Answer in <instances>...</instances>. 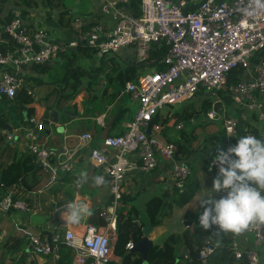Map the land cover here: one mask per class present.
Returning a JSON list of instances; mask_svg holds the SVG:
<instances>
[{"label": "built area", "instance_id": "obj_1", "mask_svg": "<svg viewBox=\"0 0 264 264\" xmlns=\"http://www.w3.org/2000/svg\"><path fill=\"white\" fill-rule=\"evenodd\" d=\"M129 4L130 0H102L99 19L72 17L70 30L76 39L70 42L53 41L54 36L36 23L34 15L23 16L21 10H14L12 20L0 24V97L10 100L21 90L33 96L35 86L26 79L25 70L59 61L66 49L83 45L105 58L133 48L136 62L145 63L153 45L166 47L160 60L165 69L141 74L125 85L123 92L130 94L138 104L126 132L105 137L103 148L91 151L93 166L102 171L103 179L98 185L108 179L112 195L110 207L99 213L104 224L87 225L84 234L77 237L74 228L79 223L62 221L64 236L57 235L52 241L41 232L24 229L23 239L35 255L52 256L57 260L61 241L75 251L72 264H110L114 257L117 208L123 199L125 174L138 167L154 170L159 165V156L173 165L174 188L179 191L184 188L190 171L177 159L176 145L160 141L151 130L154 119L166 106L192 101L201 89L216 101L219 92L226 90L235 107L255 114L259 123L257 128L244 126L243 135L264 138V57L259 61L255 58L264 52V11L246 14L245 9L251 11L252 0H139L140 14L136 16L131 13ZM235 70H241L237 81L229 84V76ZM216 117L214 109L207 113L210 121H215ZM219 118H222L227 138L222 150L226 151L236 143L240 121L225 114ZM31 121L35 131L26 134L24 148L36 156L41 169L50 174L53 182L60 172L71 170L77 149L55 153L40 147L35 141L45 125L39 120ZM181 127L178 125V129ZM154 129L157 131L160 126L154 125ZM2 134L13 147L15 134L6 130ZM78 140L82 148L93 141V135L83 133ZM213 158L207 169L217 173L218 165L213 163ZM224 194L219 193V196ZM10 210L31 212L28 203L8 194L0 198V214ZM244 232L255 242L264 244V224H252ZM126 247L131 250L134 244L128 243ZM215 250L214 242L207 240L199 250L198 259L206 264ZM230 252L236 260L246 257L249 264H260L258 254L242 249L237 240L232 241Z\"/></svg>", "mask_w": 264, "mask_h": 264}, {"label": "crops", "instance_id": "obj_2", "mask_svg": "<svg viewBox=\"0 0 264 264\" xmlns=\"http://www.w3.org/2000/svg\"><path fill=\"white\" fill-rule=\"evenodd\" d=\"M35 1L39 5L35 7L23 6L21 8L14 4V0H6L5 3H0V19L5 18L10 12L12 14L16 9L21 10L23 16L29 14L31 17V15H34L36 23L42 24L48 29L49 34L54 36L52 38L53 41L70 42L76 39V36L72 33L70 28H63L58 24V11H51L48 7H45L42 0ZM62 1L64 7L70 10L72 16L77 14L74 12L76 9L75 5H80L85 1L89 3L90 6H86L89 10H85L83 16L90 19L100 18L98 10L102 0H73L76 2L74 5L66 4L67 2L65 0ZM72 16H70L71 19ZM0 24H2V20ZM111 56L115 58L114 55ZM100 59L106 60V57ZM61 61L62 59L56 61L55 65L57 62ZM113 62H116L120 68L126 66L122 61L110 60L109 68L106 69L107 76L111 73ZM122 64H124V66ZM55 65H49V71L50 68ZM39 66L41 65H38V67ZM36 67L37 66H32L25 70L28 82H31L35 87L33 96L28 95L26 90H23L26 96L31 99V102L24 106L25 109L23 113H19L16 110L15 98L18 95L12 100L0 97V102H3L2 106L4 107L3 110L0 111V117L3 116L7 119H5V126H11L12 131L8 132L14 133L16 137V143L13 147H10L2 134V131L5 129H0V135L4 137V143L1 146L7 147L5 151H2L0 148V167L8 165L13 161L17 149L24 154L28 153L24 148V143L25 140L27 141L26 134L30 131H35V124L31 121L32 119L42 121L45 125V130L40 132L35 141L37 145L55 153H62L73 149H77V153L71 163V170L67 173L60 172L59 176L53 182L50 174L41 169L36 156L30 153V155L34 156L36 165L41 171L36 173L33 178H31V175H28L25 179V183L23 182L22 185H13L8 188L4 194L0 191V198L9 194L13 199L23 200L28 203L31 212L21 213L10 210L6 214H0V241L4 240L2 244L0 243V248H5L14 241H24V229L41 232L50 241L57 235L62 238L65 230L61 227V222L63 221L61 213L65 210V204L69 202L84 201L90 208V213L81 219L78 227L74 228L77 237H81L84 234L87 225L101 226L104 224L99 217V213L110 207L112 195L108 179L102 185H98L95 182V177H100L102 171L93 166L90 159L91 151L94 148L102 149V141L105 137L123 135L127 130V124L133 120L138 107V104L133 100L131 95L123 92L127 82L124 87H122L119 81H115L114 79L109 80L108 78L106 80V73H102L99 75L103 79L101 82L91 80L83 82L82 88L84 89L79 92L77 91L78 93L72 100V103L69 102V104L71 103V106H68L70 109L62 112L57 111L59 113V121L58 123H54L50 117V113L53 111L51 107H53L54 104L52 99L48 100L46 96L48 97L53 89H56V91L62 90L63 83L61 80L53 79V77H59L57 69L55 70L53 68L52 77L49 71L41 73L36 70ZM155 70L156 69L152 71ZM100 72L97 69V73L99 74ZM139 75H141L140 71L136 73L134 79L131 81H135ZM47 81L51 82L48 83ZM54 83L57 84L55 85ZM189 102L198 104V99L195 97ZM232 111L235 113L234 116L228 115L226 112L219 114L216 111V114L220 117L224 114L225 116L236 117L240 121L238 137L243 135L242 128L244 126H251L254 128L259 126L255 114H250L243 109L236 108L235 105H233ZM217 121L219 123L218 125H216L214 121L208 120L207 114L206 118H202L201 120H196L194 118L190 120L191 125L194 126V134L192 131L191 133L188 128L185 130L186 133L189 132L190 134L185 133L181 138L183 142V155L179 157L178 148L176 154L177 159L181 163H184L190 171L188 180L181 191L175 189L173 186L171 177L173 165L171 161L164 159L162 156H159V165L152 171H145L141 167H138L125 174V181L123 184L124 194L122 203L117 208V222L120 219L127 221V225H132V229L134 225L139 226L141 224H148L149 219L146 208L148 207L149 201L154 197L162 199L164 213L161 225L156 227L144 225L142 228V230L144 228L151 229L148 238L153 243L152 247L147 252L146 262L141 258L140 254L131 252L126 247V249L129 250V254H126L130 256L124 258L114 253V257L110 264H137V256L142 259L144 264H151L162 256L163 244L168 237L172 235L174 236L175 244L174 255L189 257L190 250L188 246L184 245L183 237L187 231H195L196 228H198V216L203 211L200 199L207 195L206 189L211 188L212 181L217 175V173L207 169L208 162L218 151L224 148L227 141L226 136L224 141H218L221 131L223 130L225 134V130L222 118L220 121L219 119ZM178 125L183 127L182 123ZM178 125L175 126L174 122L170 121L166 126L159 125L160 129L157 131L155 129L154 131L153 129L151 130L153 135L157 136L160 141L173 143L178 138ZM59 128H62L63 132H58L57 129ZM83 133H90L93 135V141L89 143V145L87 144L80 148L78 136ZM111 153H113V151H111ZM81 174H84L83 178ZM211 195L215 199L220 197L219 193H212ZM122 209L123 212H120ZM120 213H122L121 216ZM128 216H132L133 220L129 221ZM187 226L189 228H187ZM215 231L222 232L217 227H215ZM115 234L117 235V223ZM143 237L144 235L142 238ZM234 237L236 239H234ZM204 238L203 243L205 242ZM218 238L212 240L215 246L217 245ZM210 239H212V237H209V240ZM233 240H237L242 249L255 251L259 256L260 264H264V244L255 242L242 231L239 234L232 233V239L228 248L229 251ZM24 243L27 253L30 254L28 262L25 264H49V262L55 264L60 259V249L58 251V259L54 260L52 256L35 255L32 250H28L30 245L25 241ZM129 243H133V241ZM184 247L188 250V256L181 255ZM3 250L4 249H2V251ZM73 252L70 264L74 261L75 251L73 250ZM230 256L233 257L231 253ZM219 258L221 263H228L225 262V258L222 254H220ZM228 261L230 264H237V260L234 257ZM206 264L213 263L208 260Z\"/></svg>", "mask_w": 264, "mask_h": 264}, {"label": "trees", "instance_id": "obj_3", "mask_svg": "<svg viewBox=\"0 0 264 264\" xmlns=\"http://www.w3.org/2000/svg\"><path fill=\"white\" fill-rule=\"evenodd\" d=\"M6 0H0V3H5ZM43 5L45 7H48L51 11H58L57 17H58V24L62 26L63 28H70L71 26V17L72 14L69 9H66L63 5L62 0H42ZM14 4L16 6L21 7H35L39 5L35 0H14ZM129 8L131 10V13L138 16L140 14V8H139V0H130ZM25 9V8H24ZM1 13V9H0ZM24 13V12H23ZM12 14H8L5 18L0 19V22L2 20V24H6L12 20ZM89 51L92 52L90 54H96V50L85 47L83 45L78 46L77 48H69L62 52L63 56V63L62 66L64 68V77L61 78V82L63 83V88L69 87L67 92L61 93L62 90L56 91V89H53V91L50 93V95L46 98L48 100L52 99V102L54 104L51 109L53 111H67L70 108L68 107V103L71 102V100L74 99V97L79 92L78 89V80L81 77H87L90 75V73H87L85 71H81L78 67L74 66V58L76 56H84L89 54ZM127 51V52H126ZM166 51V47L163 44H155L151 47V52L149 59L145 63H137L135 58V52L133 48H129L127 50H123L119 53H116L114 56L120 61H122L126 66L124 68L118 67L116 62L112 63L111 73L108 74L107 78L109 80L114 79L115 81H119L120 85L124 87L125 83L128 81H131L134 79L136 73L146 67H153L156 70H163L165 69V66L160 64V60L164 56ZM78 54V55H77ZM262 57H264V52L258 54L255 56L256 60H260ZM61 61V62H62ZM36 70L41 73H45L49 70V67L47 65H41L37 66ZM100 72V70L98 69ZM241 70H235L233 71L229 76V84L235 83L237 81L238 74ZM91 76V75H90ZM28 80V77H26ZM72 79V80H71ZM71 80V81H70ZM40 81V80H36ZM81 85H79L80 88ZM78 91V92H77ZM58 92V94L55 95V93ZM196 98L198 99V104L188 102L179 105V108L174 111L173 113H166V115L160 114L158 115L152 125L159 124V125H168L170 121L174 122V125L177 126L178 124L182 123L183 127L179 129L178 132V138L173 142L177 148L179 149V157H182L183 155V149H182V140L181 138L186 133L185 130L187 128L189 131L193 132L194 126L191 125L190 120L192 118L196 120H201L202 118H206V114L208 111H210L212 108L215 109L219 114L222 112H226L228 115L234 116V111H232L233 108V102L226 90L220 91L218 99L219 100H212L204 91L203 89L199 90L196 93ZM31 99L26 96L25 92L22 90L18 96L15 98L16 103V110L19 113H23L25 109V105L30 103ZM49 115V112H48ZM216 117V121L218 120ZM6 118L3 116L0 117V129H3L5 126ZM7 120V119H6ZM191 132V133H192ZM186 134H190L187 132ZM194 134V132H193ZM5 137V136H4ZM4 137L0 135V148L2 151L7 150L6 146H1L4 143ZM218 141H224L225 134L224 131H221V135H219ZM217 139V137H216ZM5 147V148H3ZM41 169L36 165L34 156L30 155V153H22L19 149L15 152L13 161L5 166L0 167V191L4 194V192L16 184H23L25 183V179L28 175H31V178L35 176L36 173L40 172ZM147 210V216H148V224H141L139 226L134 225V228L132 229V225H127V221L124 220H118L117 222V235L116 240L114 243V253L115 255H118L120 257L126 258V253L129 254V250L126 249V245L133 241L134 244L141 241L143 236V226L149 225L152 227H156L161 225L162 219H163V213L164 208L162 207V199L159 197H154L151 199L148 203ZM120 212H123V209L120 210ZM122 213H120V216ZM128 220L132 221L133 217L128 216ZM198 224V223H197ZM215 232V226L209 228L208 230L202 229L199 224L198 228H196L195 231H187L184 234L183 237V243L184 245L188 246L190 250L189 257L185 256H175V244H174V236H169L166 242L163 244V251L162 256L158 258L156 261H154L151 264H202L198 259V253L199 249L201 248L203 244V238L204 237H213V234ZM232 239V233L231 232H224L222 231L219 235L216 250L215 252L209 257L208 260H210L213 264H223L220 261V254H222L225 258V262H228L227 264H230L228 260H230L231 257L229 253V244ZM8 244V243H6ZM58 246L60 248V259L55 264H70L72 257H73V249H70L66 247L61 241L58 242ZM4 250L2 251V257L0 259V264H4V261L6 259L10 260L12 264H15V261H17V264H25L28 262V258L30 256L29 253H27L26 246L24 241H14L12 244L8 245L7 247H2ZM223 258V259H224ZM137 264H144L142 259L140 257H136ZM237 264H248V261L246 257L239 259L236 261ZM49 264H52L49 262ZM147 264V263H146ZM226 264V263H225ZM232 264V263H231Z\"/></svg>", "mask_w": 264, "mask_h": 264}, {"label": "clouds", "instance_id": "obj_4", "mask_svg": "<svg viewBox=\"0 0 264 264\" xmlns=\"http://www.w3.org/2000/svg\"><path fill=\"white\" fill-rule=\"evenodd\" d=\"M258 11H264V0H252L251 11L245 9L246 14ZM213 163L218 165V171L211 188L206 189L207 195L200 199L203 211L198 216L199 226L239 234L252 224H264V138L241 135L226 151H218ZM102 179L95 177V182L99 184ZM212 193L225 194L215 199ZM89 213L84 201L69 202L61 218L76 224Z\"/></svg>", "mask_w": 264, "mask_h": 264}, {"label": "rangeland", "instance_id": "obj_5", "mask_svg": "<svg viewBox=\"0 0 264 264\" xmlns=\"http://www.w3.org/2000/svg\"><path fill=\"white\" fill-rule=\"evenodd\" d=\"M67 3L66 4H70V5H74V3H76L75 1H73V0H65ZM90 6L89 5V3H87V2H82L80 5H75V11L74 12H76L75 14L76 15H73V16H77V15H81V16H83L84 15V13L83 12H85V10L87 11V10H89L88 9V7L86 8V6ZM72 14V13H71ZM72 16V17H73ZM90 53H92V52H90L89 51V54H87V55H84V56H79L78 54V56H76V58H74L75 60H74V66L73 67H78L81 71H85V72H87V73H90V75L91 76H87V77H81L79 80H78V89L77 90H79V91H82L84 88H82V85L84 84L83 82H85V81H87V80H91V81H99V82H101V81H103V79L99 76L100 74H105L106 73V80H107V72H106V69L107 68H109V64H110V60H117V61H119L116 57L115 58H112V56L109 54V55H107L106 56V60H101L100 58H98L96 55H94V54H90ZM60 60L62 59L63 60V56H62V54H61V56H60V58H59ZM64 61V60H63ZM63 61L62 62H57L56 63V65H55V63H52L53 65H55V66H53V67H51L50 68V71H49V73L51 74V76L53 77V68L56 70H58L57 72L60 74H58V76L59 77H53V79H57V80H61V78L62 77H64V73H65V71H64V68H63V66H62V63H63ZM94 61H96V62H94ZM52 64H51V66H52ZM123 66H124V64H122ZM105 66V67H104ZM107 66V67H106ZM103 68H104V70H103ZM97 69H99L101 72L98 74L97 73ZM155 68H153V67H146V68H144V69H142V70H140V73L141 74H146V73H150L152 70H154ZM98 74V75H97ZM49 77V76H48ZM50 78V77H49ZM51 79V78H50ZM72 80V79H71ZM70 80V81H71ZM51 81H52V79H51ZM51 81H47L48 83L49 82H51ZM55 85L57 84V83H54ZM48 85H51V84H48ZM47 85V86H48ZM79 85H81L80 86V88H79ZM68 89H69V87H64V88H62V91H61V93L63 94L64 92H67L68 91ZM58 94V92H56L55 93V95L53 96V97H55L56 95ZM6 100V99H5ZM71 103H72V100H71ZM71 103L69 104L68 103V105H70L71 106ZM2 104H3V102H0V111H2L3 110V106H2ZM49 108V107H48ZM179 108V106H171V107H169V106H166L165 107V109L160 113V114H162V116L163 115H165L166 113H168V112H170V113H173L174 111H176L177 109ZM9 114V113H8ZM217 119H219V121H220V119L221 118H217ZM215 123H216V125H218L219 123H218V121L216 122V121H214ZM198 143V142H197ZM3 241L4 240H1L0 241V243L2 244L3 243ZM2 247L0 248V259H1V257H2ZM229 253H231L230 251H229ZM4 264H12L11 262H10V260H8V259H6L5 261H4ZM15 264H17V261H15Z\"/></svg>", "mask_w": 264, "mask_h": 264}, {"label": "water", "instance_id": "obj_6", "mask_svg": "<svg viewBox=\"0 0 264 264\" xmlns=\"http://www.w3.org/2000/svg\"><path fill=\"white\" fill-rule=\"evenodd\" d=\"M50 117L52 118V121L54 123H58V121H59V113L57 111H52L50 113ZM4 129L7 130V131H12L11 126H8V125L5 126ZM150 232H151V229L150 228H144L143 229V235H144V237L141 239L140 242L134 244V247L130 250L131 252H135V253L140 254L141 258L145 262H146V259H147V252L149 251V249L153 245L152 241H150L149 238H148ZM219 234H220L219 231H215L214 234H213L212 239H210V240L212 241V240L217 239ZM207 240H209V237H205L204 238V241L205 242ZM28 250L31 251L32 250V247L30 246ZM181 255L188 256V250H187V248H185V247L183 248Z\"/></svg>", "mask_w": 264, "mask_h": 264}]
</instances>
